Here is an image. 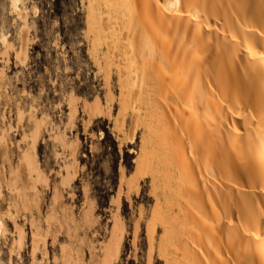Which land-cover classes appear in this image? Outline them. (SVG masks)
I'll return each mask as SVG.
<instances>
[{
  "label": "bare ground",
  "instance_id": "6f19581e",
  "mask_svg": "<svg viewBox=\"0 0 264 264\" xmlns=\"http://www.w3.org/2000/svg\"><path fill=\"white\" fill-rule=\"evenodd\" d=\"M92 1L119 24L110 23L101 57L123 73V98L136 110L137 166L155 193L149 222L161 226L163 264H264V0ZM9 110L0 112V264H25L26 249L27 264H112L116 219L99 256L89 246L86 260L73 220L47 211L40 235L30 208L22 223L10 210V192L37 198L42 176L31 146L20 155L22 172L10 167ZM55 244L58 254L47 248Z\"/></svg>",
  "mask_w": 264,
  "mask_h": 264
},
{
  "label": "rangeland",
  "instance_id": "374dc122",
  "mask_svg": "<svg viewBox=\"0 0 264 264\" xmlns=\"http://www.w3.org/2000/svg\"><path fill=\"white\" fill-rule=\"evenodd\" d=\"M89 2L0 0V112L10 109L9 116L4 115L10 125V167L22 172L20 155L31 146L29 153L42 176L37 198L28 201L10 192V210L22 223L30 208L42 221L40 235L49 211L57 220H73L74 235L84 242L79 239L81 246L74 247L86 260L90 247L99 256L117 220L118 254L112 264H163L158 252L161 226L149 222L155 193L149 175L137 166L141 127L137 114L132 116L136 110L133 101L132 108L124 100L123 73L118 74L114 64L105 67L102 59L114 36L109 27L117 23L102 2ZM89 4L104 36L90 27ZM19 201L22 206L28 201V209L19 208ZM62 229L59 243L66 242ZM59 245L47 248L58 254ZM27 254V249L22 252L25 264Z\"/></svg>",
  "mask_w": 264,
  "mask_h": 264
}]
</instances>
